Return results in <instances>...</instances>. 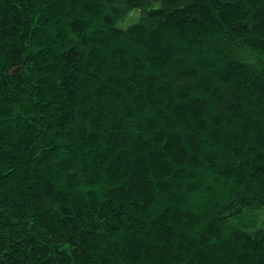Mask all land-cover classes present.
<instances>
[{"label":"trees","instance_id":"trees-1","mask_svg":"<svg viewBox=\"0 0 264 264\" xmlns=\"http://www.w3.org/2000/svg\"><path fill=\"white\" fill-rule=\"evenodd\" d=\"M0 264H264V0H0Z\"/></svg>","mask_w":264,"mask_h":264},{"label":"rangeland","instance_id":"rangeland-1","mask_svg":"<svg viewBox=\"0 0 264 264\" xmlns=\"http://www.w3.org/2000/svg\"><path fill=\"white\" fill-rule=\"evenodd\" d=\"M132 21L131 20H127V18H126V20L125 21H122V22H120L119 24L121 25V26H126V25H128V24H130Z\"/></svg>","mask_w":264,"mask_h":264}]
</instances>
